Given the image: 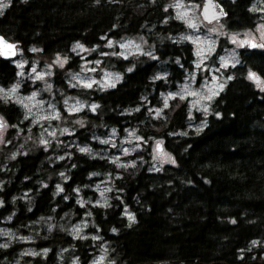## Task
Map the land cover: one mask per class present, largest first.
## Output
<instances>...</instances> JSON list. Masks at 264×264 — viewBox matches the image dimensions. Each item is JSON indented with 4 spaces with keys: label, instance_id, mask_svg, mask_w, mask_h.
Returning a JSON list of instances; mask_svg holds the SVG:
<instances>
[{
    "label": "trees",
    "instance_id": "obj_1",
    "mask_svg": "<svg viewBox=\"0 0 264 264\" xmlns=\"http://www.w3.org/2000/svg\"><path fill=\"white\" fill-rule=\"evenodd\" d=\"M217 1L228 30L255 25L257 0ZM171 2L10 0L0 13V37L17 45L20 58L65 60L51 77L59 97L94 106L78 114L79 125L66 120L70 134L44 147L34 140L36 127L27 129L22 108L0 98V117L11 127L0 148V227L34 236L30 244L0 243L6 245L0 264L21 257L23 264H91L102 252L112 264H264V49L241 50L239 64L223 72L228 82L210 103L205 127L178 134L189 125L187 100L165 107L162 97L191 75L195 58L192 45L179 40L188 29ZM133 37L144 41L145 51L126 59L102 47L106 39ZM77 44L100 49L99 69L121 81L108 90L70 87L66 73L81 63L72 50ZM16 57L0 58L4 89L18 81ZM22 93H29L25 84ZM156 109H163L161 117L153 116ZM17 127L22 134H14ZM129 130L145 141L163 139L175 164L153 171L142 152L127 158H137L135 166L118 167L99 139ZM104 176L112 178L109 200L94 205V187ZM85 216V234L72 235ZM28 246L41 253L22 256Z\"/></svg>",
    "mask_w": 264,
    "mask_h": 264
},
{
    "label": "rangeland",
    "instance_id": "obj_2",
    "mask_svg": "<svg viewBox=\"0 0 264 264\" xmlns=\"http://www.w3.org/2000/svg\"><path fill=\"white\" fill-rule=\"evenodd\" d=\"M9 1L4 0V3L9 4ZM171 6L176 18L183 22L188 29L186 33L179 36V40L189 42L192 45L195 61L191 75L178 86L175 92L167 93L162 98L165 107L175 99L187 100L189 125L186 132L178 133L186 135L189 130L198 133L205 127V118L210 112V103L220 94L228 82V78L223 74L224 70L239 64V49L251 48L254 47L253 45H255L254 48L264 49V0L255 1L251 7V11L259 16L255 25L251 29L239 31L228 30L224 21L213 25L204 23L200 17L202 4H188L179 0H172ZM5 9H0V13ZM221 40L224 42L222 46H220ZM102 47L107 49V54L119 55L124 59L145 51V43L138 37L120 41L106 39ZM219 48L220 53L211 63V56L215 55ZM72 50L78 55L81 63L77 72L68 71L66 73L70 87L86 90L94 88L108 90L114 88L121 81L119 74L110 71L102 72L99 69L100 49L74 45ZM17 53L18 56L14 60V64L18 68V81L8 89L0 87V98L10 100L22 108L25 119L30 121V127L27 129L31 131L35 126L36 137L34 140L38 145L45 147L50 142H57L59 137L70 134L72 130L67 127L66 120L79 125L81 121L78 114L88 107L93 110L94 106L74 97H59L54 91L51 77L54 71L65 66V60L61 56L45 60L35 55L29 60H24L19 57L21 51L17 50ZM255 83L259 85L258 80ZM24 84L29 89L27 94L22 93ZM13 88H15V92L12 91ZM60 101L65 110L64 115L60 113L57 105ZM162 111L163 109H156L153 116L161 117ZM195 114L199 115V119H196ZM2 123L6 126L0 127V148L6 142L7 132L11 129L3 119ZM29 132H26L25 138L21 135L20 147L24 146L23 139L27 141L29 138ZM16 133L22 134V130L17 127L14 131V134ZM99 143L106 147V157L120 168L135 166L137 158L134 160L127 158L142 152L145 153L144 160H147L150 169L153 171H157L166 165L175 164L172 154L164 148L163 139L152 138L145 141L136 130H129L123 136L110 132L108 137L99 139ZM112 150L113 152H111ZM141 160L144 162L143 158ZM111 181L110 176H104L103 179L96 182L94 190L97 192V199L91 203L100 206L107 204L109 193L112 190ZM87 202L89 201H82L81 205L84 206ZM88 218L85 216L73 224L70 228L71 234L77 237L83 236L90 224ZM33 237V235H26L20 231L10 230L5 226L0 227V243L3 244L17 241L30 244L34 240ZM40 253L36 248L28 246L22 252V256H36ZM12 264H23L22 257ZM91 264L112 263L102 252L92 260Z\"/></svg>",
    "mask_w": 264,
    "mask_h": 264
},
{
    "label": "water",
    "instance_id": "obj_3",
    "mask_svg": "<svg viewBox=\"0 0 264 264\" xmlns=\"http://www.w3.org/2000/svg\"><path fill=\"white\" fill-rule=\"evenodd\" d=\"M200 17L204 23L213 25L223 21L226 13L223 6L217 0H204L200 9ZM9 44L14 45V47H7ZM17 50L15 43H11L4 38L0 41V58L4 60L14 59L18 54Z\"/></svg>",
    "mask_w": 264,
    "mask_h": 264
},
{
    "label": "snow or ice",
    "instance_id": "obj_4",
    "mask_svg": "<svg viewBox=\"0 0 264 264\" xmlns=\"http://www.w3.org/2000/svg\"><path fill=\"white\" fill-rule=\"evenodd\" d=\"M8 6V4L7 3H4V0H0V9H2V8H6ZM3 40V38H0V41H2ZM254 47H255V45H253ZM7 47H9V48H12V47H14V45H7ZM76 47H81L79 44H77L76 45ZM249 77L251 78V79H258L256 76H255V74L254 73H249ZM12 91L13 92H15V88H13L12 89ZM2 126H6V125H4L3 123H2V118H0V127H2ZM81 151H89L88 149H81ZM58 190H59V186H58ZM128 219L130 220V221H134V216H132L131 214H129L128 215ZM0 247H6V245H0Z\"/></svg>",
    "mask_w": 264,
    "mask_h": 264
},
{
    "label": "flooded vegetation",
    "instance_id": "obj_5",
    "mask_svg": "<svg viewBox=\"0 0 264 264\" xmlns=\"http://www.w3.org/2000/svg\"><path fill=\"white\" fill-rule=\"evenodd\" d=\"M246 49H255L254 47H251V48H241V49H239V51H238V55H239V52L241 51V50H246Z\"/></svg>",
    "mask_w": 264,
    "mask_h": 264
}]
</instances>
